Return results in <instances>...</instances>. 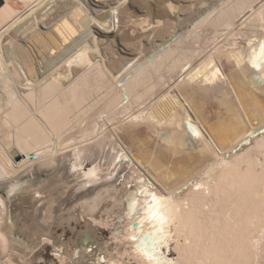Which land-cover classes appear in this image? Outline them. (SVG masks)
Masks as SVG:
<instances>
[{
	"label": "bare ground",
	"instance_id": "bare-ground-1",
	"mask_svg": "<svg viewBox=\"0 0 264 264\" xmlns=\"http://www.w3.org/2000/svg\"><path fill=\"white\" fill-rule=\"evenodd\" d=\"M84 254L264 264V0H0V264Z\"/></svg>",
	"mask_w": 264,
	"mask_h": 264
},
{
	"label": "rangeland",
	"instance_id": "rangeland-1",
	"mask_svg": "<svg viewBox=\"0 0 264 264\" xmlns=\"http://www.w3.org/2000/svg\"><path fill=\"white\" fill-rule=\"evenodd\" d=\"M36 195H38V193L36 194ZM35 195V196H36ZM99 231H102V236H103V238L104 239H107L108 237H109V231L107 230V229H103V228H100L99 229ZM89 244H91V243H89ZM91 246V245H90ZM89 246V247H90ZM38 248V247H37ZM51 246L49 245V246H47L46 247V249H45V251H44V256L46 257V259H49V258H52V257H54V255H52L53 253H52V251H51ZM52 253V254H51ZM171 253V252H170ZM169 253V254H170ZM172 256H173V254H172ZM90 257V255H81L79 258H76L75 260L77 261V260H79L80 262L78 263V264H87V260H88V262H90V260H91V258L90 259H88ZM171 257V256H170ZM36 264H42V263H36ZM77 264V263H76ZM132 264H136V263H132Z\"/></svg>",
	"mask_w": 264,
	"mask_h": 264
}]
</instances>
